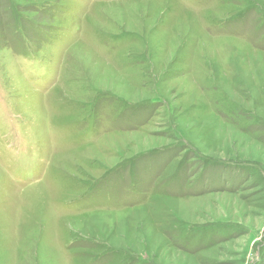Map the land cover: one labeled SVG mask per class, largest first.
Masks as SVG:
<instances>
[{"label":"rangeland","instance_id":"1","mask_svg":"<svg viewBox=\"0 0 264 264\" xmlns=\"http://www.w3.org/2000/svg\"><path fill=\"white\" fill-rule=\"evenodd\" d=\"M0 264H264V0H0Z\"/></svg>","mask_w":264,"mask_h":264},{"label":"bare ground","instance_id":"2","mask_svg":"<svg viewBox=\"0 0 264 264\" xmlns=\"http://www.w3.org/2000/svg\"><path fill=\"white\" fill-rule=\"evenodd\" d=\"M93 6H95V4H93ZM74 48V47H73ZM112 55V54H111ZM62 157V156H61ZM154 198V197H153Z\"/></svg>","mask_w":264,"mask_h":264}]
</instances>
